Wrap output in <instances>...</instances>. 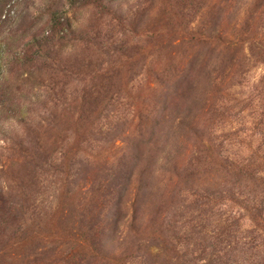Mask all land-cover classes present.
Returning a JSON list of instances; mask_svg holds the SVG:
<instances>
[{
	"label": "rangeland",
	"instance_id": "rangeland-1",
	"mask_svg": "<svg viewBox=\"0 0 264 264\" xmlns=\"http://www.w3.org/2000/svg\"><path fill=\"white\" fill-rule=\"evenodd\" d=\"M16 1L18 49L57 16L75 33L0 65V264H180L232 230L264 245L226 191L229 164L263 155L264 0Z\"/></svg>",
	"mask_w": 264,
	"mask_h": 264
},
{
	"label": "trees",
	"instance_id": "trees-1",
	"mask_svg": "<svg viewBox=\"0 0 264 264\" xmlns=\"http://www.w3.org/2000/svg\"><path fill=\"white\" fill-rule=\"evenodd\" d=\"M17 2L16 0H0V65H15V63H21L23 60L27 59L28 52L31 51V47L37 46L41 56L49 57L51 53L47 52L43 46L52 52L55 45L50 43H54L52 41L55 40L57 35L62 34L70 35L73 37L75 33L70 29L66 30V26L69 24V20L57 16L56 18L51 19L48 22L47 26L51 28V33L46 35V29L44 28L42 31V40L39 41V34L32 36L30 38L29 33L30 29H22L21 33L24 34V42L22 43V47L18 49L16 47L15 41L18 39L19 33L17 29L13 27L19 20V15H12L7 10L8 6H11L12 3ZM71 3L74 4V1L71 0ZM7 12V13H6ZM25 19H22L21 27L24 24ZM67 23V24H66ZM90 32V31H89ZM20 33V35H21ZM66 33V34H65ZM31 34V33H30ZM78 39V36L74 37ZM80 41H85L80 38ZM47 55V56H46ZM67 70H70L69 68ZM63 71V70H61ZM27 74V72L22 71L21 75ZM202 131L198 130L195 132L200 146H202L203 139L200 134ZM261 135H263L261 133ZM263 155H260L259 152L254 153L252 156H245L246 159H243L237 165L229 164L227 169V179L228 182V193L237 194L240 198L244 199L245 207L244 209L250 214L253 222L260 226V221H264V138L262 143L259 145V149ZM208 158V155H207ZM203 160L202 151L198 150V156L194 157L195 164L192 162L186 166L183 171H178V167H175V172L178 176L181 174H186L187 177H192V170L197 171L201 168L200 164ZM217 194V193H216ZM240 221V219H239ZM236 221H233L231 224V228L235 225ZM238 222V221H237ZM258 230L254 228L251 233L254 235V238L257 239ZM201 231H192V236L198 237L200 236ZM232 234H235V230H232ZM232 234H228L227 244L219 249L220 246H214L213 241H206L204 238H197L196 242H198V246L196 247V251L200 253V257L198 259L185 258L183 262L180 264H264V245L262 243H256L252 239H248L247 237H237ZM259 238V237H258ZM203 239V240H202ZM212 242V243H211ZM86 247L91 248V254L93 256L103 257L101 252L100 243H96L94 241H89L86 243L83 248ZM262 248V249H261ZM211 253V257L209 261L206 262V255ZM248 256L250 259H248ZM200 261L203 263H200Z\"/></svg>",
	"mask_w": 264,
	"mask_h": 264
}]
</instances>
